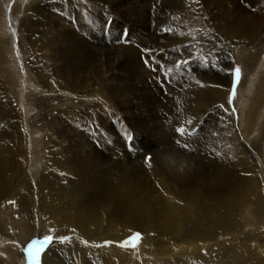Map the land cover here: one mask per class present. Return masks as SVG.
I'll list each match as a JSON object with an SVG mask.
<instances>
[{"label": "rangeland", "instance_id": "obj_1", "mask_svg": "<svg viewBox=\"0 0 264 264\" xmlns=\"http://www.w3.org/2000/svg\"><path fill=\"white\" fill-rule=\"evenodd\" d=\"M79 2L78 5L72 0H0V98L7 99L0 103V158L3 163L1 166L3 169L0 171L10 174L9 177L1 179L3 184L0 183V196L14 194L11 201L14 203L0 200V206L4 208H0V263L30 264L25 251L27 245L34 240L42 241L45 236L52 235L56 239L50 245H43L41 264H112L108 260L106 262L103 255L112 249L113 244H104L110 240L103 239L102 243L97 244L105 251L96 253L91 247L90 249L87 247L84 243L86 239L80 238L75 228L71 224L68 225L61 215L59 219L43 217L35 203L32 204L31 211L16 210V201L23 200L24 193H27V198L32 195L31 191H26L28 187L24 179L30 177L32 191L38 190L34 187L37 180L33 178L37 172L44 171L49 175L44 178V183L51 187H60L65 191L75 190L78 186L79 188L75 190L76 195L84 204H91L89 209H101L103 205L100 203L109 201L106 197L107 184L100 180L98 173L111 176L118 189L126 191L127 195L131 194V197L134 196V205H142V214L135 218L132 216L134 226L130 235L125 234L126 225H122L119 220L117 234L111 231L118 239V242L116 241L118 245L137 231L142 234L139 241H130L129 246L125 248L119 247L120 255L123 257L120 264H235L234 260L239 252L243 254V260L239 261V264H255V261L247 260L253 252L257 257L264 258L259 248V244L264 246V206L257 215L247 208L243 209L239 216H243V227L237 224L239 213L235 209L229 212L232 213L230 215L236 216V222L232 217L223 224L215 225L206 220L207 215L200 218L202 212L197 209H188L186 214L183 209L175 208L178 204L187 206L186 201L191 199L189 197L191 194L186 193V190H192L198 181L195 180L199 179L195 177V173H205L206 161L217 163L224 157V152L217 146L219 139L214 127L216 118L211 120L210 115V108L216 112L215 105L220 107L222 102L208 103L212 105L208 107L202 105L200 99L208 98L213 92L211 82L223 76H231V87L234 67L241 69V77L235 86L239 95L231 96V88L229 89L228 99L233 113V121H230L229 125L235 123L245 125L243 133L248 148L253 147L255 140H264V35H260V30L263 29L254 36L255 39H252L254 42L220 31L210 32L211 16L204 10L202 0H79ZM251 2L213 0L211 15L230 10L243 14L254 12L261 16L264 13V4L256 6ZM31 16L34 25L23 28L22 23ZM27 29H34V33L31 30L27 32ZM253 45L256 48L251 51L250 47ZM145 49L152 50V59L147 65L144 59ZM248 57L250 58L247 59ZM180 61L185 63L180 64ZM250 75L258 77L253 94L244 93L249 80L253 78ZM97 80H101L102 83ZM181 127L185 128L184 134L178 131ZM51 155L56 159L51 158ZM250 155L254 163L252 167H255L254 173H248L250 179L241 177L236 172L233 176L227 177L230 190L228 205H231L229 208L237 202H239L237 206L241 205L243 199L248 196L247 192L241 193L242 189L240 191L237 189L243 186L240 177L242 180L247 179L245 181L248 183L250 193L252 190H261L264 197V167L259 163L253 150L252 153L250 151ZM83 160L86 164L82 162ZM50 163H54L56 170L68 171L75 176L73 179L54 176L48 171ZM161 164L165 165L161 167ZM170 165L174 167L179 165L182 168L192 166L193 168L188 171L191 178L187 176V181L186 179L185 182L181 181ZM90 189L100 192L101 195L93 200H86L83 193ZM104 191L106 194L102 195ZM16 192L19 195H16ZM226 211V205H222L210 208V212L207 213L222 215ZM180 212H183V215ZM166 217H170L168 223ZM206 221L207 225L203 228L202 225ZM196 222L200 224L193 225ZM55 224L63 228L59 229ZM104 225L101 224L103 230ZM179 226L184 229L188 226L192 233L187 234V237L179 235L177 231ZM103 234L108 235L109 232ZM61 237L66 239L60 240ZM79 242L82 244L79 245ZM251 242L254 243L255 250L251 248ZM133 243L136 244L135 248L131 246ZM37 247L41 245L38 244ZM127 248L131 249L130 261L124 260L122 252ZM160 249H163L162 252Z\"/></svg>", "mask_w": 264, "mask_h": 264}, {"label": "bare ground", "instance_id": "obj_2", "mask_svg": "<svg viewBox=\"0 0 264 264\" xmlns=\"http://www.w3.org/2000/svg\"><path fill=\"white\" fill-rule=\"evenodd\" d=\"M53 1V0H52ZM58 1V0H57ZM191 1V0H190ZM222 1V0H221ZM248 1V0H247ZM252 2L251 3H254L255 5L256 4H264V0H251ZM63 2V1H62ZM73 3L75 4H80L79 0H72ZM119 2V1H118ZM204 2V5H203V8L205 11H207L208 13H210V16H211V19H210V32H222V33H227V34H230V35H233V36H236V37H240V38H244V39H247V40H254L255 39V35H257L259 33V30L260 29H263V30H260L261 31V36L264 35V13L261 14V16L257 13H254V12H250L249 14H243V13H238L236 11H230V10H227V11H223L222 13H218V14H214L213 16L211 15V8H213L211 6L213 0H202V3ZM224 2V1H223ZM49 3V2H48ZM83 3V2H82ZM162 3V2H161ZM185 3V2H184ZM236 3V2H235ZM10 4V3H8ZM7 4V5H8ZM41 4V2L39 3ZM50 4V3H49ZM72 4V3H71ZM148 4V3H147ZM240 4V3H239ZM45 5V4H44ZM128 5V4H127ZM182 5V4H180ZM202 5V4H201ZM250 5V4H249ZM254 5V7H255ZM72 6V5H71ZM163 6V5H162ZM178 6V5H176ZM196 6V5H195ZM224 6V5H223ZM257 6V5H256ZM234 7V6H233ZM232 7V8H233ZM72 8V7H71ZM149 8V7H148ZM256 8V7H255ZM146 9V8H145ZM184 9V8H183ZM188 9V8H187ZM198 9V8H197ZM224 9V8H223ZM33 10V9H32ZM239 11H241L240 9H238ZM168 11V10H166ZM253 11V10H252ZM118 12V11H117ZM242 12V11H241ZM247 12V10H246ZM245 12V13H246ZM35 13V12H34ZM190 14V13H189ZM32 15H35V14H32ZM184 15V14H183ZM182 16V15H180ZM28 18V17H27ZM40 18V17H39ZM81 18V17H80ZM178 18V17H177ZM186 18V17H185ZM29 20H25L23 23H22V27L24 28L25 26H28V27H32L34 24V21H32V16L30 18H28ZM166 19V18H165ZM205 19V18H203ZM180 21V20H179ZM185 21V20H184ZM89 22V20H88ZM105 22V21H104ZM174 24V22L172 23ZM171 24V25H172ZM192 24V23H190ZM36 26V25H35ZM49 26V25H48ZM83 26V25H82ZM175 26V25H174ZM185 26V25H184ZM183 26V27H184ZM3 27V26H2ZM182 27V26H181ZM27 28V27H26ZM194 28V27H193ZM204 28V27H203ZM5 30V29H4ZM29 32L31 29H27ZM34 30V29H33ZM33 30H31L33 32ZM67 30V29H66ZM180 30V29H179ZM7 31V30H6ZM26 31V30H25ZM183 31V30H182ZM1 32V30H0ZM4 32V31H3ZM34 33V32H33ZM172 33V32H171ZM83 34V33H82ZM29 35V34H28ZM223 35V34H222ZM93 36V35H92ZM178 36V35H177ZM189 36V35H188ZM260 36V37H261ZM42 38V37H41ZM176 38V37H175ZM191 38V37H189ZM210 38V37H209ZM219 38V37H218ZM227 38V37H226ZM70 39V38H69ZM32 40V39H30ZM37 40V39H36ZM105 40V39H104ZM188 40V39H187ZM250 41V42H254V41ZM264 40V39H263ZM178 41V40H177ZM182 41V40H181ZM212 41V40H211ZM228 41V40H227ZM258 41V40H257ZM185 42V40H184ZM215 42V41H214ZM256 42V41H255ZM183 43V42H182ZM246 43V42H245ZM177 44V43H176ZM251 44V43H250ZM260 44V43H259ZM47 45V44H46ZM148 45V43H147ZM258 45V43H257ZM30 46V44H29ZM39 46V45H38ZM52 46V45H50ZM80 46V45H79ZM156 46V45H155ZM177 46H180V45H177ZM238 46V45H237ZM252 46V45H251ZM34 47V46H33ZM41 47V45H40ZM249 47V46H248ZM52 48V47H51ZM251 48V51L256 48L255 45H253V47H250ZM37 49V48H36ZM39 49V48H38ZM50 49V48H49ZM184 49V48H183ZM239 49V48H238ZM35 50V49H34ZM79 50V49H78ZM236 50V49H235ZM33 51V50H32ZM90 51V50H89ZM261 51V50H260ZM39 52V51H38ZM42 52V51H41ZM53 52V51H52ZM59 52V51H58ZM87 52V51H85ZM234 52V51H233ZM242 52V51H239V53ZM264 52V51H263ZM56 53V52H55ZM194 53V52H193ZM238 53V54H239ZM49 54H50V50H49ZM52 54V53H51ZM244 54V53H243ZM263 54V53H262ZM42 55V54H41ZM56 55V54H55ZM62 55V54H61ZM75 55V54H74ZM190 55V54H189ZM235 55V54H234ZM242 55V53H241ZM240 55V56H241ZM249 55V54H248ZM247 55V56H248ZM261 55V54H260ZM32 56H34L32 54ZM36 56V55H35ZM57 56V55H56ZM60 56V55H59ZM73 56V54H72ZM192 56V55H191ZM196 56V55H195ZM262 56V55H261ZM31 57V56H30ZM37 57V56H36ZM41 57V56H39ZM58 57V56H57ZM61 57V56H60ZM66 57V56H65ZM68 57V56H67ZM74 57V56H73ZM81 57V56H80ZM242 57V56H241ZM240 57V58H241ZM258 57V56H257ZM44 58V57H43ZM54 58V57H53ZM71 58V57H70ZM91 58V57H90ZM184 58V57H183ZM250 57H248L247 59H249ZM50 59V58H49ZM84 59V58H82ZM167 59V58H166ZM256 59V57H255ZM262 59V58H261ZM264 59V58H263ZM31 60V59H30ZM34 60V59H33ZM32 60V61H33ZM245 60V59H244ZM48 61V58L47 60ZM50 61V60H49ZM92 61V60H91ZM243 61V60H241ZM35 62V61H34ZM40 62V61H39ZM51 62V61H50ZM104 62V61H103ZM245 63V61H243ZM256 62V60H255ZM253 61V63H255ZM261 61L259 60V63ZM49 63V62H48ZM72 63V62H71ZM94 63V62H93ZM231 62H229L230 64ZM140 64V63H139ZM243 64V63H242ZM247 64V63H245ZM258 64V63H257ZM59 65V64H58ZM57 65V66H58ZM114 65V63H113ZM244 65V64H243ZM252 65V64H251ZM256 65V64H255ZM261 65V64H260ZM34 66V64H33ZM51 66V65H50ZM55 66V65H54ZM62 66V65H60ZM108 66V65H107ZM48 68V66H46ZM91 67V66H90ZM253 67V66H252ZM130 68V67H129ZM180 68V67H179ZM255 68V67H254ZM262 68V67H261ZM66 69V68H65ZM68 69V68H67ZM94 69V68H93ZM96 69V68H95ZM38 70V69H37ZM45 70V69H43ZM110 70V69H109ZM244 70V69H243ZM36 71V70H35ZM52 71V70H51ZM58 71V70H56ZM98 71V70H97ZM199 71V70H198ZM224 71V70H223ZM38 72V71H37ZM62 72V71H61ZM64 72V71H63ZM80 72V71H79ZM102 72V71H101ZM115 72V71H114ZM195 72V71H194ZM258 72V71H257ZM57 73V72H55ZM60 73V72H59ZM65 73V72H64ZM78 73V72H77ZM111 73V72H110ZM223 73V72H222ZM247 73V71H246ZM256 73V72H255ZM71 74V73H70ZM94 74V73H93ZM92 74V75H93ZM207 74V73H206ZM205 74V76H206ZM50 75V74H49ZM83 75V74H82ZM96 75V74H95ZM221 75V74H220ZM224 75V74H223ZM258 75H260L258 73ZM64 76V75H62ZM61 76V78H63ZM66 76V75H65ZM68 76V75H67ZM66 76V77H67ZM99 76V75H98ZM197 76V75H196ZM201 77H203L202 74H200ZM199 76V77H200ZM252 76L253 78L250 79L249 77V81L248 82V85L246 86L245 88V92L249 93V94H253V91H254V85L255 83H258V77L257 75H250ZM65 77V79H66ZM40 78V77H39ZM53 78V77H52ZM57 78V77H56ZM80 78V77H79ZM230 77L228 76H223V78H220V79H216L215 81H212L211 84H210V81L209 84H210V87H212V90L213 92L210 93V96L208 98L204 97L202 99H200L202 102V105H205V106H212L211 104H208V103H213V102H217V101H221L222 102V106H216V112L215 110H213V108L211 107L210 108V115H211V120L215 117L216 118V124L214 123V127L216 128V132H217V135H218V143L219 145L218 146V149H220L221 151L224 152V157L223 158H220V161H218L217 163H215V161L211 162L210 160L206 161V163L204 164V166L207 167V169L205 170V173L203 171L204 174H201L198 172V174H196L195 172V177H199V179H195V180H198L196 183H195V186L193 187L192 190H186L187 192L186 193H190L191 195H189V197H191V199L189 201H186L187 203V206L184 207L182 205L179 206V204L177 206H175V208L177 209H183L186 214L188 212V209H191V210H198L199 212H202V215L200 218L204 217H207L206 220L208 221L209 220V223H214L215 225H219V224H223L225 222H227L229 219L231 220L232 217H233V221H235L236 219V216H233V215H230L232 214L231 212L229 211H232V210H236L238 214V221H237V224L240 225L241 227H243L244 223H243V216L239 217L242 210L246 209L248 211H250L251 213L257 215V214H260V211L263 210V206H264V197L262 195V193L258 190H252L251 193H250V189L248 188V183L247 179L245 178H248V173H252L253 171L255 172V167L253 168V161L251 160V155H250V151L252 153V150L254 151V153L257 155L258 159H259V163H262V166L264 167V140L263 141H260V140H255L254 142V145L252 148H248V145L246 143V140H244V133L243 131L245 130L244 129V124L243 123H240L239 125L236 123L235 124H232V125H229V122L230 121H233L232 117H233V113L231 112L232 108L230 107L229 103L228 102V93H229V89L231 88L230 87ZM261 79V78H259ZM45 80V79H44ZM80 80V79H79ZM117 80V79H116ZM189 80V79H188ZM204 81V79H202ZM59 81V80H58ZM67 81V80H65ZM99 81V83H102L100 82L101 80H97ZM46 82V80H45ZM61 82V81H60ZM80 82V81H78ZM109 82V81H108ZM247 82L245 84H247ZM52 83V82H51ZM98 83V82H97ZM110 83V82H109ZM113 83V81H112ZM45 84V83H44ZM49 84V83H48ZM57 84V83H56ZM65 84V83H64ZM69 84V83H68ZM82 84V83H81ZM105 84V82H104ZM114 84V83H113ZM196 84V83H195ZM198 84V83H197ZM63 85V84H62ZM67 85V84H66ZM84 85V84H83ZM190 85V84H189ZM46 86V85H44ZM48 86V85H47ZM59 86V85H58ZM75 86V85H74ZM108 86V84H107ZM106 86V87H107ZM114 86V85H113ZM61 87V86H59ZM76 87V86H75ZM111 87V86H109ZM118 87V86H117ZM192 87V86H191ZM195 87V85H194ZM209 87V89H210ZM51 88V87H50ZM64 88V87H63ZM73 88V87H72ZM122 88V87H120ZM187 88V87H186ZM185 88V89H186ZM189 88V87H188ZM208 88V87H207ZM252 88V90H250ZM77 89V88H76ZM88 89V88H87ZM123 89V88H122ZM122 89H120L122 91ZM184 89V88H183ZM194 89V88H193ZM241 89V87H240ZM257 89V88H256ZM84 90V89H83ZM90 90V89H89ZM110 90V89H109ZM116 90V89H115ZM114 90V91H115ZM188 90V89H186ZM195 90V89H194ZM2 91V90H1ZM85 91V90H84ZM83 91V92H84ZM93 91V89H92ZM96 91V90H95ZM102 91V90H101ZM113 91V92H114ZM128 91V90H127ZM184 91V90H183ZM192 93H193V90H191ZM240 91V90H239ZM91 92V91H90ZM125 92V91H124ZM138 92V91H137ZM141 92V91H140ZM146 92V91H145ZM188 92V91H187ZM190 92V91H189ZM199 92V91H198ZM197 92V93H198ZM3 93V92H2ZM61 93V92H60ZM64 93V92H62ZM72 93V92H71ZM82 93V92H81ZM94 93V92H93ZM103 93V92H102ZM101 93V94H102ZM106 93V92H105ZM123 93V92H122ZM129 93V92H128ZM127 93V94H128ZM208 93V92H207ZM215 93V94H213ZM66 94V93H65ZM126 94V95H127ZM132 94V92H131ZM141 94V93H140ZM174 94V93H173ZM179 95V93H177ZM189 94V93H188ZM200 94V93H199ZM198 94V95H199ZM204 94V93H203ZM255 94V93H254ZM64 95V94H63ZM70 95V94H69ZM79 95V94H78ZM104 95V94H103ZM138 95V94H137ZM183 95V94H182ZM187 95V94H186ZM197 95V94H195ZM201 95V94H200ZM236 95L238 96L239 93H238V90L236 92ZM82 96V95H81ZM80 96V97H81ZM84 96V95H83ZM86 96V95H85ZM101 96V95H100ZM136 96V95H135ZM184 96V95H183ZM182 96V97H183ZM189 96V95H188ZM205 96V95H204ZM253 96V95H252ZM103 97V96H102ZM105 97H108V96H105ZM117 97V96H116ZM120 97V96H119ZM127 97V96H126ZM130 97V96H129ZM179 97V96H178ZM187 96H185V99H186ZM200 97V96H199ZM48 98V97H47ZM82 98V97H81ZM99 98V97H98ZM134 98V97H133ZM141 98V97H140ZM174 98V97H173ZM190 98V97H189ZM239 98V97H238ZM51 99V98H49ZM77 99V97H76ZM83 99V98H82ZM81 99V100H82ZM107 99V98H106ZM157 99V98H156ZM184 99V100H185ZM7 99L1 97L0 98V103L3 101H6ZM48 100V99H47ZM74 100V99H73ZM80 100V99H79ZM87 100V98H86ZM101 100V99H100ZM127 100V99H126ZM176 101H178L177 99H175ZM180 100V99H179ZM183 100V101H184ZM190 100V99H189ZM199 100V101H200ZM77 101V100H75ZM182 101V100H180ZM46 102V101H45ZM81 102V101H79ZM84 102V101H83ZM82 102V103H83ZM132 102V101H131ZM172 102V101H171ZM187 102V100L185 101ZM191 102V101H190ZM189 102V103H190ZM94 103V102H93ZM116 103V102H115ZM155 103V102H153ZM182 103V102H181ZM219 103V102H218ZM249 103V102H248ZM246 103V104H248ZM118 104V102H117ZM127 104V103H126ZM214 104V103H213ZM245 104V103H244ZM95 105V104H94ZM191 105V104H189ZM46 106V105H45ZM52 106V105H51ZM123 106V105H122ZM186 106V105H185ZM204 106V107H205ZM93 107V106H92ZM175 107V106H173ZM180 107V105H179ZM249 107V106H248ZM14 108V107H13ZM46 108V107H45ZM95 108V107H94ZM99 108V107H98ZM101 108V107H100ZM118 108V107H117ZM178 108V106H177ZM186 108V107H185ZM86 109H89V108H86ZM97 109V108H96ZM187 109V108H186ZM193 109V108H192ZM247 109V108H246ZM11 110V109H10ZM190 110V109H189ZM245 110V109H244ZM124 112V111H123ZM174 112V111H173ZM177 112V111H176ZM199 112V111H198ZM85 113V112H84ZM152 113V112H151ZM155 113V112H154ZM192 113V112H191ZM98 114V113H97ZM182 114V113H181ZM195 114L194 113V116L195 117ZM232 114V116H231ZM52 115H54L52 113ZM86 115V114H85ZM174 115V114H173ZM187 115V114H186ZM206 115V114H205ZM50 116V115H49ZM140 116V115H139ZM192 116V114H191ZM207 116V115H206ZM209 116V115H208ZM259 116V115H258ZM86 117V116H85ZM137 117V116H136ZM187 117V116H186ZM189 117V116H188ZM16 118V117H15ZM141 118V117H140ZM172 118V117H171ZM182 118V117H181ZM57 119V118H56ZM74 119V118H73ZM78 119V118H77ZM131 119V118H130ZM187 119V118H186ZM196 120V118H194ZM189 120V119H188ZM192 120V118H191ZM264 120V119H263ZM15 121V119H14ZM74 121V120H73ZM175 121V120H174ZM180 121V120H179ZM198 121V120H197ZM51 122V121H50ZM55 122H58V121H55ZM130 122V121H129ZM132 122V121H131ZM151 124V122H149ZM18 124V123H17ZM139 124V123H138ZM177 124V123H176ZM246 124V123H245ZM14 125V124H13ZM58 125V124H57ZM65 125V124H64ZM235 125V126H234ZM263 125V124H262ZM238 126V127H237ZM10 127V126H9ZM15 127V126H13ZM132 127V126H131ZM192 127V126H191ZM61 128V127H60ZM89 128V127H88ZM153 128V127H152ZM156 128V127H155ZM150 129V128H149ZM244 129V130H243ZM13 130V129H12ZM15 130V129H14ZM155 130V129H154ZM159 130V129H158ZM165 130V129H164ZM263 130V129H262ZM150 131V130H149ZM4 132V131H3ZM151 132V131H150ZM6 133V132H5ZM153 133V132H152ZM169 133V132H168ZM64 134V133H63ZM157 134V133H156ZM163 134V133H162ZM160 134V135H162ZM170 134V133H169ZM6 135V134H5ZM148 135V134H147ZM159 135V134H158ZM167 135V134H166ZM261 135H263L261 133ZM260 135V136H261ZM22 136V135H21ZM135 137V136H134ZM152 137V136H151ZM257 137V136H256ZM68 138V137H67ZM263 138V137H262ZM60 139V138H59ZM72 139V138H71ZM70 139V140H71ZM146 139V138H145ZM77 140V139H76ZM1 141V140H0ZM58 141V140H57ZM68 141V139H67ZM72 141V140H71ZM78 141V140H77ZM7 143V142H6ZM5 143V145H6ZM64 143V142H63ZM69 143V142H67ZM75 143V142H74ZM168 143V142H166ZM165 143V144H166ZM216 143V142H215ZM37 144H38V139H37ZM59 144V143H58ZM80 144V143H79ZM10 145V144H9ZM66 145V144H65ZM73 145V144H72ZM83 144H81L82 146ZM164 145V144H163ZM162 145V146H163ZM172 145V144H171ZM173 145H176V144H173ZM67 146V145H66ZM74 146V145H73ZM86 146V145H85ZM209 146V145H208ZM89 147V146H88ZM96 147V146H95ZM7 148V147H6ZM85 148V147H84ZM93 148V147H92ZM126 148V147H125ZM175 148V147H174ZM3 149V148H2ZM5 149V147H4ZM82 149V148H81ZM170 149V148H169ZM168 149V150H169ZM9 150V148H8ZM89 150V149H88ZM93 150V149H92ZM164 150H165V147H164ZM61 152V151H60ZM67 152H70V151H66ZM75 152V151H74ZM94 152V151H93ZM24 153V152H23ZM64 153V151L62 152V154ZM76 153V152H75ZM157 153V152H155ZM222 154V153H221ZM77 155H78V152H77ZM95 155V154H94ZM211 155V154H210ZM223 155V154H222ZM65 156V155H64ZM63 156V157H64ZM75 156V155H73ZM82 156V155H81ZM92 156V155H91ZM198 156H200L198 154ZM51 158L53 159H56L54 155H51L50 156ZM159 157V156H158ZM194 157V156H193ZM256 157V156H255ZM21 158V157H20ZM80 158V157H79ZM78 158V159H79ZM175 158V157H174ZM203 158V157H202ZM98 159V158H97ZM110 159V158H109ZM185 158H183L184 160ZM188 159V158H187ZM201 159V158H200ZM214 159V158H213ZM257 159V160H258ZM62 160V159H61ZM154 160V159H153ZM163 160V159H162ZM49 161V160H48ZM70 161V160H68ZM155 161V160H154ZM169 161V160H168ZM205 161V160H204ZM8 162V160H7ZM84 162V160L82 161ZM157 162V161H156ZM190 162V161H189ZM203 162V161H202ZM258 162V161H256ZM61 163V162H60ZM85 163V162H84ZM184 163V162H183ZM12 164V162H11ZM82 164V163H81ZM86 164V163H85ZM179 164V163H178ZM256 164V163H255ZM3 165L2 163V158H0V170L3 169L1 168V166ZM73 165V164H72ZM80 165V164H79ZM88 165V164H87ZM162 165V164H161ZM165 165V164H163ZM163 165L161 167H163ZM175 165V164H174ZM174 165H170L172 168H174V174H176V176L178 177V179H180L181 181H184L186 178H191V175L188 176V171L191 170V168H193L192 166H186L185 168L183 167H180L179 165H176L174 167ZM184 165V164H183ZM196 165V164H195ZM260 165V164H258ZM16 166V165H15ZM82 165H80L81 167ZM100 166V164H99ZM104 166V165H103ZM168 166V165H166ZM10 167V166H9ZM12 167V166H11ZM22 167V166H21ZM76 167V166H75ZM111 167V166H110ZM133 167V166H132ZM151 167V166H150ZM79 168V167H78ZM84 168V167H82ZM81 168V170H82ZM113 168V167H112ZM124 168V167H123ZM204 168V167H203ZM202 169V168H201ZM7 170V169H6ZM11 170V169H10ZM135 170V169H134ZM260 170V169H259ZM48 171H50L52 174L57 175L58 178H61V179H73V177L75 176L74 173H69L68 171H62V170H56L55 169V165L54 163H50L49 165V168H48ZM84 171V169L82 170ZM108 171V169H107ZM173 171V170H172ZM200 171V170H199ZM4 172V171H3ZM0 171V183H2V178H5V177H9L8 174L6 173H3ZM46 173V171H44ZM44 172H41V173H36V176H34L33 179L37 180L34 187H37L38 190H33V186L30 185V181L29 178L30 177H26L24 179V181L26 182V185H27V189L26 191L28 192H32V195L30 196V198H27V193H24V199H20V200H17V205H16V210L18 211H23V209L25 210V212H27L28 210H32L33 207H32V204L34 205L35 203V207H37V209L42 213V215H44L43 217H52V218H60V215L62 216V219L63 220H66V222L69 224H71L74 228H75V231L78 233V235L80 236V238L82 239H86V241H88L87 243V247L90 249V247L92 248L93 251H96V253H103L105 250L102 249V247H99L97 246V244L99 243H102L103 242V239H106V240H110V241H114V242H118V239L115 238L111 231H114V234L116 233L117 234V231H119V226H120V223L119 221H121L123 224L122 225H126V230L127 232L125 234H131L130 231H132V227L134 226L133 225V217H137L138 215H140L141 211H142V205L138 204V205H134L135 202H134V196L131 197L129 194L127 195L126 194V191L124 190H121V189H118L117 186L115 185V181L114 179L109 176V175H103V174H99L98 173V177L100 178V180L104 183L107 184V194L106 192L104 191L102 193V195H105L106 194V197L108 198V202L106 203H100L103 205V207L101 209H98L97 210H93V209H89L91 204H84L81 200L78 199V195H76V188L78 189L79 187L77 186L75 188V190H72V189H68V190H65L63 191L62 188L60 187H51V185L47 184V183H44V178L45 177H48L49 175L45 174ZM74 172V171H73ZM85 172V171H84ZM83 172V173H84ZM89 172V171H87ZM95 172V171H94ZM101 172V171H100ZM112 172V171H111ZM237 175H241V177H245L242 178L240 177V180H241V186H239L237 189H242V192L241 193H245L247 192L248 196L246 198V195H245V198L246 199H243L244 202H242L241 205L237 206V203H235L233 205V207H230L231 205H228V201H229V196H230V190H229V181H228V176H233V173H235ZM253 172V173H254ZM263 172V171H262ZM13 173V172H12ZM61 173V174H59ZM82 173V172H81ZM90 173V172H89ZM104 173V172H103ZM134 173V172H133ZM172 173V172H171ZM59 174V175H58ZM94 174V173H93ZM234 174V175H236ZM246 174V175H245ZM24 175V174H23ZM89 175V174H88ZM129 175V174H128ZM158 175V174H157ZM250 175V174H249ZM255 175V174H254ZM91 176V175H90ZM93 176V175H92ZM188 176V177H187ZM208 177L206 179V177ZM51 177V176H50ZM97 177V178H98ZM125 177V176H124ZM127 177V175H126ZM237 177V176H236ZM251 177V176H250ZM90 178V177H89ZM94 178V177H92ZM117 178V176H116ZM83 179V178H82ZM119 180V178H117ZM130 179V178H129ZM132 179V178H131ZM130 179V180H131ZM163 179V178H162ZM231 179V178H230ZM250 179V178H248ZM252 179V178H251ZM23 180V179H22ZM84 180V179H83ZM88 180V179H87ZM94 180V179H93ZM136 180V179H135ZM147 180V179H146ZM158 180V179H157ZM167 180V179H166ZM96 181V180H95ZM122 181V180H121ZM150 181V180H149ZM148 181V182H149ZM187 181V179L185 180ZM184 181V182H185ZM194 181V180H193ZM255 181V180H254ZM82 181H80L81 183ZM93 182V181H92ZM134 182V181H133ZM250 182V180H249ZM258 182V181H257ZM34 183V181H33ZM77 183V182H76ZM83 183V182H82ZM127 183V182H126ZM162 183V182H161ZM168 183V182H167ZM170 183V182H169ZM192 183V182H191ZM3 184V183H2ZM70 184V183H68ZM75 184V183H74ZM85 184V183H84ZM99 184V183H98ZM133 184V183H132ZM139 184V183H136V185ZM155 184V183H154ZM253 184V183H252ZM260 185V183H258ZM91 185V184H90ZM105 185V184H102V186ZM128 185V184H127ZM75 186V185H73ZM81 186V185H80ZM101 186V187H102ZM126 186V185H125ZM134 186V185H133ZM139 186V185H138ZM158 186V184L156 185ZM173 186V185H172ZM69 187V186H68ZM83 187V186H82ZM171 187V186H170ZM257 186L255 185V188ZM259 187V186H258ZM26 187H24V190H25ZM104 188V187H103ZM130 188V187H128ZM127 188V189H128ZM143 188V187H142ZM140 188V189H142ZM154 188V187H152ZM84 189V187H83ZM88 189V188H87ZM105 189V188H104ZM134 189V188H133ZM150 189V188H149ZM188 189V188H187ZM254 189V188H253ZM2 190V189H1ZM10 190V189H9ZM16 190V189H15ZM22 190V189H21ZM99 190V189H98ZM106 190V189H105ZM154 190V189H152ZM18 192V190H16ZM101 191V190H100ZM130 191V190H129ZM137 191V190H136ZM136 191H133L136 192ZM143 191V190H141ZM160 191V190H159ZM16 192V193H17ZM23 192V191H22ZM183 191H181L182 193ZM15 193V191H14ZM19 193V192H18ZM16 194V195H19V194ZM78 193V192H77ZM143 193V192H142ZM170 193V192H169ZM171 194V193H170ZM236 194V193H235ZM80 195V194H79ZM84 195V198L86 200H93L97 197H99V195H101L100 192L98 191H95V190H88V191H85L83 193ZM120 195V197H119ZM133 195V194H132ZM138 195V194H137ZM141 195V194H140ZM139 195V196H140ZM14 196V194L12 196H6V195H2L0 196V200H4L5 203L7 202H11L12 201V197ZM244 196V195H243ZM22 197V196H21ZM138 197V196H137ZM148 198V197H147ZM151 198H153V196H151ZM241 198V196H240ZM182 199V198H181ZM242 199V198H241ZM183 200V199H182ZM232 200V198H231ZM3 201V202H4ZM98 201V200H96ZM160 201V200H159ZM181 201V200H180ZM140 202V201H139ZM90 203V201H89ZM255 204V206H254ZM174 205V204H173ZM222 205H226V209L227 211L225 213H223L222 215L220 214H217V215H211V213H207L208 211L210 212V208L212 207H221ZM13 206V204H12ZM99 206V205H97ZM252 206V208L250 207ZM100 207V206H99ZM164 207V206H163ZM162 207V208H163ZM167 207V206H166ZM225 207V206H224ZM237 207V208H236ZM1 209H4L0 206ZM14 208V207H13ZM92 208V207H91ZM94 208V207H93ZM145 210H147L146 207H143ZM106 209V210H105ZM224 209V208H223ZM152 210V209H151ZM153 211V210H152ZM15 212V211H14ZM149 213V212H148ZM147 213V214H148ZM182 215H183V212H180ZM204 213V215H203ZM20 214V213H19ZM24 214V213H23ZM142 214V213H141ZM164 214V213H163ZM236 214V213H235ZM175 215V214H174ZM133 216V217H132ZM168 216V215H167ZM176 216V215H175ZM188 217V216H187ZM169 218L170 217H166V222L168 223L169 222ZM176 218V217H175ZM61 220V219H60ZM59 220V221H60ZM119 220V221H118ZM148 220V219H147ZM189 220V219H188ZM46 221V220H45ZM62 221V220H61ZM207 221L205 223H203V228L206 227L207 225ZM198 222V220H197ZM194 223L193 225L197 226L200 224L199 223ZM236 222V221H235ZM101 224H106L104 225V230L102 229L103 227H101ZM230 224V223H229ZM57 225V224H55ZM158 225V224H157ZM51 226V225H50ZM59 227V225H57ZM188 226H186V228L184 229V227H180L177 229V231H179V235L181 236H185L187 237V234H191L192 233V230L189 228H187ZM60 228H63L62 226L59 227ZM139 228H140V225H139ZM143 228V227H141ZM152 228V227H151ZM193 228V227H192ZM145 229V228H144ZM233 230V228H232ZM45 231V230H44ZM204 231V229H203ZM217 231V230H216ZM106 232H109L108 235H105L103 233H106ZM208 232V231H207ZM211 232V231H210ZM221 232V231H220ZM24 233V232H23ZM236 233V232H235ZM11 234V233H10ZM124 234V235H125ZM147 234V233H146ZM211 234V233H209ZM220 234V233H219ZM231 234V233H230ZM7 236V235H6ZM205 236V235H204ZM207 236V235H206ZM217 236V235H216ZM222 236V235H221ZM230 236V235H229ZM242 236V234H241ZM209 237V236H208ZM225 237V236H224ZM245 238L247 237V235L244 236ZM31 238V237H30ZM89 238H91L89 240ZM190 238V236H189ZM201 238V237H200ZM223 238V237H222ZM220 239V238H219ZM122 240V239H121ZM120 240V241H121ZM224 240V239H223ZM113 243V246H112V249L106 254L103 253L104 255V258H105V261L107 262H111L112 264H120L121 263V255H120V251H119V245L118 243ZM171 242V241H170ZM201 242V241H200ZM238 242V241H237ZM29 243V242H28ZM174 243V241H173ZM191 243V242H190ZM79 245H81L82 243H78ZM192 244V243H191ZM251 244V248L253 250L255 246L253 242L250 243ZM24 245V244H23ZM204 245V244H203ZM231 245V244H230ZM232 246V245H231ZM173 247V246H172ZM192 247V246H191ZM248 247V246H247ZM122 248V247H121ZM125 248V247H124ZM146 248V247H145ZM166 248V247H165ZM209 248V247H208ZM259 248L262 250V253L264 255V246L259 244ZM259 249V251H260ZM161 250V249H160ZM163 250V249H162ZM161 250V252H162ZM125 251V253H124ZM168 251V250H167ZM166 251V252H167ZM257 251V250H256ZM255 251V252H256ZM123 255H124V260L125 261H130V256H131V249L127 248L126 250H123ZM169 252V251H168ZM214 254V253H213ZM262 256L261 253H258ZM100 255V254H99ZM68 256V255H67ZM146 256V255H145ZM175 256V255H174ZM232 256V255H231ZM123 258V257H122ZM136 258V257H135ZM230 258V257H229ZM232 259V257H231ZM234 259V257H233ZM17 260V259H16ZM158 260H161V259H158ZM243 260V254L241 252H239V255H237V257L235 258L234 262H236L235 264H237L239 261H242ZM247 260L249 261H255L256 263L255 264H264V258L263 257H257V254H255L253 252V255H250V257L247 258ZM22 261V260H21ZM85 261V260H84ZM104 261V262H105ZM170 261V260H169ZM240 263V262H239ZM238 263V264H239ZM250 263V262H249ZM1 264V263H0ZM45 264V263H44ZM125 264V263H124ZM224 264V263H223ZM252 264V263H251Z\"/></svg>", "mask_w": 264, "mask_h": 264}, {"label": "snow or ice", "instance_id": "obj_3", "mask_svg": "<svg viewBox=\"0 0 264 264\" xmlns=\"http://www.w3.org/2000/svg\"><path fill=\"white\" fill-rule=\"evenodd\" d=\"M151 53H152L151 49H145L146 55L144 56V59H145L146 65L152 59ZM179 63L182 64V63H185V61H180ZM232 75H233L234 79H233V87L231 88V96H235V94H236L235 84H238L240 81L241 69L239 67H234ZM178 131L181 134H184L185 128L181 127L178 129ZM148 159L150 161V158H148ZM10 203H14V202H10ZM55 239L56 238H54L52 235H47L43 238L42 241L34 240L30 244H28L25 251L27 252L30 264H41V253L44 250L43 245L44 244L50 245L51 243L54 242ZM65 239L66 238H64V237L60 238V240H65ZM140 239H142V234L139 231H137L128 239H125V240L119 242V246L120 247H127V246H129L130 241H139ZM84 243L87 244L88 241H85ZM113 243H116V242H114V241H105L104 242L105 245H111ZM38 244L41 245V247L38 248L37 247ZM131 246L133 248H135L136 244L133 243V244H131Z\"/></svg>", "mask_w": 264, "mask_h": 264}]
</instances>
